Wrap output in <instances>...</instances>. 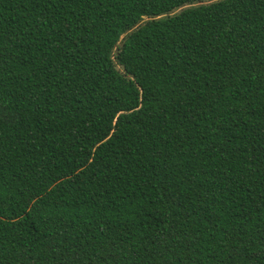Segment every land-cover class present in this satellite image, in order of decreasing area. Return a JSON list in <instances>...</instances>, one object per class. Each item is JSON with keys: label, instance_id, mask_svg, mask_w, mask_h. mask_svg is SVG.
Instances as JSON below:
<instances>
[{"label": "trees", "instance_id": "obj_1", "mask_svg": "<svg viewBox=\"0 0 264 264\" xmlns=\"http://www.w3.org/2000/svg\"><path fill=\"white\" fill-rule=\"evenodd\" d=\"M0 264H264V0H0Z\"/></svg>", "mask_w": 264, "mask_h": 264}]
</instances>
